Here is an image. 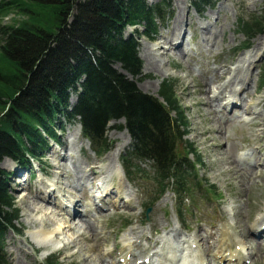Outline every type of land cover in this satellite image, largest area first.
I'll return each instance as SVG.
<instances>
[{
    "label": "rangeland",
    "instance_id": "rangeland-1",
    "mask_svg": "<svg viewBox=\"0 0 264 264\" xmlns=\"http://www.w3.org/2000/svg\"><path fill=\"white\" fill-rule=\"evenodd\" d=\"M160 1L146 0V3L153 5ZM190 1L165 0L168 6L165 19L158 23L154 40L138 39L136 49L142 64L141 76L129 80H133L139 90L151 96L157 95L164 80L176 81L177 94L190 123V134L186 138L194 143L203 158L199 177H204L213 184L215 192H206L203 197L202 191L189 201L186 200L182 206L175 201L171 192H167L153 206H149L146 219L144 203L150 196L152 187L146 186L137 177L132 183L127 181L129 187H126L119 157L130 147L131 139L129 136L126 138L124 129L118 127L122 125V121L110 122L106 131L107 139L111 142L110 151L119 152L118 156L111 154L108 157L107 153L99 158L83 142V137L77 134L78 124L61 119L63 125L56 134L62 139V143H50L40 167L45 181L53 182L63 192L65 201L71 204L62 209L58 202L44 200V197L49 200V194H43L39 174L26 180L27 172L22 177L6 181V188L15 198L19 210L16 228L22 230L20 234L13 230L6 233L4 252L10 264H40L48 255L53 254L59 256L58 264H117L119 255L114 251V245L122 237L120 235H125L134 242L136 254L140 257L150 251L156 239L159 241L164 237L181 244L187 234L195 237L199 247L204 250L207 239L203 240L202 237H205L206 231L212 230L213 224L218 223L226 224L233 237L243 241L249 250L250 264H264V241L252 239L247 231L248 221L256 214H264V155L262 151L259 154L255 149L264 145V87L259 89L257 81L262 61L257 62V59L264 55V46L260 45L262 38L257 36L250 41L248 54L238 51L244 37L236 26L239 15L247 18L251 13H261L264 10V0H215V7L205 8L201 14L194 10ZM5 21H9V18ZM133 29L126 28L122 33L127 37ZM178 33L179 37L183 34L191 35L189 41L183 42L182 54H175L173 50L164 48L168 46L167 40H175ZM250 55H255L256 58ZM252 59L256 61L251 65ZM239 60L242 62L239 63ZM151 62L156 66H149L152 65ZM117 68L120 69L118 66ZM227 81L234 84L243 81L241 87L249 86L246 87L248 95L242 94L241 97L247 106L250 103V108L258 110L254 126L236 121L231 115L226 119H219L215 113L216 99L210 102L209 96ZM230 89L222 95L228 94ZM74 101L75 97L70 95L68 104H73ZM223 113L226 114V111ZM116 147H120V151ZM241 149L251 153L253 158L260 159V163L257 166H245L242 161H236ZM31 163L38 168L35 161L32 160ZM140 167L151 169L148 164H141ZM0 168L10 171V162L3 159L0 161ZM90 168H95L96 173L92 174ZM109 168L114 169V175L111 180L106 181L108 188L105 191H120L116 197L112 194L114 211L92 209L89 216L82 218L80 222L72 213L83 210L87 203L84 201L90 200L91 184L95 183L100 171L103 173ZM142 190L145 196L141 195ZM77 200V205H73L72 202ZM124 202L128 204L118 205ZM69 211L71 216L68 215ZM63 217L67 218L71 228H66V231L56 236L64 235V241L59 247H54L58 239L56 237L47 239V246L34 242L37 238L35 232L39 227H55ZM126 221L131 224L120 233ZM87 222L94 231L88 229ZM183 225L188 226V229ZM185 244L188 245L187 242ZM161 261L170 263L164 258Z\"/></svg>",
    "mask_w": 264,
    "mask_h": 264
},
{
    "label": "trees",
    "instance_id": "trees-1",
    "mask_svg": "<svg viewBox=\"0 0 264 264\" xmlns=\"http://www.w3.org/2000/svg\"><path fill=\"white\" fill-rule=\"evenodd\" d=\"M192 5L202 12L213 3L193 0ZM163 17L162 3L149 6L145 0H0V160L9 157L25 164L28 156L36 157L47 148L42 132L51 137L52 118L59 113L79 116L84 135L101 154L109 147L107 123L123 118L133 140L122 156L126 172H140L135 161L149 160L154 175L147 179L156 186L149 203L168 187L182 200L196 178L187 159L195 149L182 139L189 123L176 82L160 84L159 100L114 68L119 64L132 78L141 76L135 40L124 39L121 32L139 24L153 38L155 21ZM237 21L246 38L242 48L264 34V10ZM259 78L264 83V61ZM76 85L78 100L65 112L69 91H77ZM196 161L201 163L200 157ZM6 180L0 169V264H8L2 239L18 213Z\"/></svg>",
    "mask_w": 264,
    "mask_h": 264
},
{
    "label": "bare ground",
    "instance_id": "bare-ground-1",
    "mask_svg": "<svg viewBox=\"0 0 264 264\" xmlns=\"http://www.w3.org/2000/svg\"><path fill=\"white\" fill-rule=\"evenodd\" d=\"M179 39H177V37L175 38V40L173 39V40H171V39H169V40H167V44H168V46H167V48L169 49L173 44H175V42H177ZM262 47L264 46V42H262V44H260ZM161 48H163V47H161ZM244 52H247V54L249 53V50L248 51H244ZM176 53H178V54H182L183 53V49L182 48H178L177 50H176V52H175V54ZM255 53H256V51H255ZM246 54V55H247ZM252 58H256V56L254 55H250ZM243 61H244V59H243ZM253 59H252V62H251V64L253 63ZM239 63H241L242 62V60H239L238 61ZM152 63V62H151ZM150 63V64H151ZM149 66H151V67H155L156 66V64L154 63H152V65H149ZM237 68V67H236ZM225 69V68H224ZM231 71H232V69H230ZM229 70V71H230ZM230 71V72H231ZM221 72V71H220ZM214 74V73H213ZM237 75V74H236ZM238 77V76H237ZM235 81V80H234ZM243 83V81H240V83L239 82H237V84L235 83L234 84V82H227V83H225L221 88H220V91H218L217 92V94H221L223 91H226L227 89H230V87H231V85L232 84H234L233 86H232V88L230 89V91H233V92H236L237 93V91L241 88V84ZM208 85V84H207ZM227 86H229V87H227ZM240 86V87H239ZM198 90V89H197ZM210 98H212V97H210ZM210 101H212L213 102V99L212 100H210ZM262 101V100H261ZM261 103V102H260ZM210 129H211V127H210ZM214 132H215V130H213ZM78 132H80V128L78 127L77 128V134H78ZM124 134H125V137L127 138L128 137V135H127V133H126V131H124ZM85 142H87L86 140H85ZM125 144V143H124ZM116 148H118L119 149V151H120V147H116ZM111 154H115V155H117L118 156V154H119V152L117 153L115 150H112V151H110L109 153H108V157L111 155ZM6 161H8V160H6ZM8 162H10V161H8ZM236 162V161H235ZM95 169V168H94ZM94 169H90V172L92 173V174H94V173H96L95 171H94ZM243 169V168H242ZM97 170V169H96ZM66 172V171H65ZM90 173V174H91ZM83 174V173H82ZM88 177V176H87ZM39 178H40V180L39 181H42V187H43V192L44 193H51V192H54V189L52 188V187H54V184L53 183H48V182H46L45 180H43L40 176H39ZM251 178V177H250ZM51 186V187H50ZM75 205V204H74ZM66 215V214H65ZM68 215H70L71 216V211H69V214ZM98 218H99V216H98ZM263 220H264V218H263ZM59 221V220H58ZM81 222V221H80ZM70 224H68V220H67V218L66 217H63L62 218V221H60V223L57 225V226H55V227H52V228H47V227H45L44 225L42 226V227H39L40 229H38L36 232H35V236L37 237L35 240H34V242L36 243V244H40V246H47V244H45V242H46V240L47 239H49V238H51V237H56L57 235H59V234H61L62 233V231H64L66 228H71L70 226H69ZM86 226L88 227V229L89 230H91V231H94V229L91 227V225H90V223L89 222H87L86 223ZM132 230V229H131ZM66 231V230H65ZM96 231V230H95ZM132 232V231H131ZM136 232V231H135ZM133 233H134V231H133ZM135 235H137L136 233H135ZM62 236V235H61ZM64 236V235H63ZM56 237V238H58L57 239V242L55 243V245H54V247H59L60 246V244H61V242H63L64 241V237ZM65 236H67V235H65ZM80 236V235H79ZM96 236V235H95ZM232 236H233V234H232ZM163 237V236H162ZM97 238V237H96ZM99 238V237H98ZM230 238H231V235L230 234H228V232L223 228V227H220L219 229H217V231L216 232H214V233H211L210 235H209V237H208V239L209 240H212V244L211 245H209L208 247H207V251H208V253H209V255L211 256V257H213V259L214 260H216L217 262H222V261H226L227 260V262H225V264H231V260H232V257L233 256H236L235 258H236V262L234 263V264H239V262L241 261V259H242V256L239 254V252L238 251H236V250H234L233 248H232V246H231V244H229L228 243V241L230 240ZM100 242V241H99ZM96 244V243H95ZM63 246V245H62ZM96 247H97V244H96ZM17 248V247H16ZM44 252V251H43ZM25 254V253H24ZM44 254H46V252H44ZM101 256V255H100ZM186 257V256H185ZM182 258L181 259V262H182V264H196V262H195V259L193 260V259H188V258ZM28 259V258H27ZM21 260H23V259H21ZM29 260V259H28ZM19 261V260H18ZM30 261V260H29ZM135 264H136V262H134ZM20 264V263H19ZM169 264V263H168Z\"/></svg>",
    "mask_w": 264,
    "mask_h": 264
}]
</instances>
